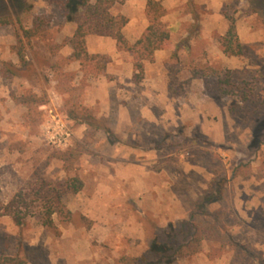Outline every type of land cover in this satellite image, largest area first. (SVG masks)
<instances>
[{"label": "rangeland", "instance_id": "374dc122", "mask_svg": "<svg viewBox=\"0 0 264 264\" xmlns=\"http://www.w3.org/2000/svg\"><path fill=\"white\" fill-rule=\"evenodd\" d=\"M148 1L111 9L125 46L84 26L77 60L82 10L0 0V264H264V0H152L145 58Z\"/></svg>", "mask_w": 264, "mask_h": 264}, {"label": "trees", "instance_id": "16d2710c", "mask_svg": "<svg viewBox=\"0 0 264 264\" xmlns=\"http://www.w3.org/2000/svg\"><path fill=\"white\" fill-rule=\"evenodd\" d=\"M125 0H68L71 6V12L77 13L82 10V24L78 26L73 40L75 59L81 58L83 52V32L84 26L93 29L99 34H107L115 38L120 46H125L126 42L121 34L122 28L126 25L127 20L122 16H112L110 11L116 5H122ZM149 15L151 14L150 24L147 27L144 35L133 46L140 47V51L145 58H151L155 51L160 50L169 39V32L164 28V25L159 22V17L162 16V10L158 2L149 0L147 3ZM222 52L225 55L239 57L243 55L242 47L238 42L237 33L234 21L231 20L229 27L224 36L219 40ZM135 68L142 72L143 67L141 62L135 64ZM83 188V183L79 178H70L65 182V190L71 193H77ZM49 198L45 200L49 203L40 215H38L41 224L44 227L51 228L53 226L52 215L58 213L57 209L51 207L55 204L59 208L61 204V197L57 194L48 193ZM11 211L0 213V216L11 215ZM18 218V217H17ZM157 250H160L158 248Z\"/></svg>", "mask_w": 264, "mask_h": 264}]
</instances>
